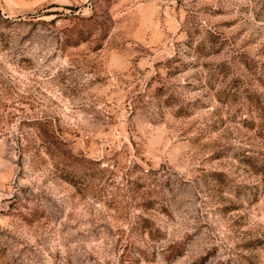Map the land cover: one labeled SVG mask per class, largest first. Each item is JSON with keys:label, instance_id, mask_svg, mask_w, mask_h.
I'll return each instance as SVG.
<instances>
[{"label": "rangeland", "instance_id": "rangeland-1", "mask_svg": "<svg viewBox=\"0 0 264 264\" xmlns=\"http://www.w3.org/2000/svg\"><path fill=\"white\" fill-rule=\"evenodd\" d=\"M0 264H264V0H0Z\"/></svg>", "mask_w": 264, "mask_h": 264}]
</instances>
